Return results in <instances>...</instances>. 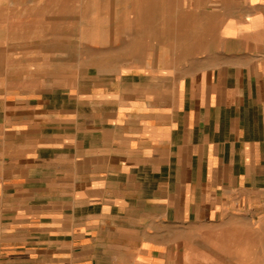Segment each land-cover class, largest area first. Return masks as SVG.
Here are the masks:
<instances>
[{
    "label": "crops",
    "instance_id": "crops-1",
    "mask_svg": "<svg viewBox=\"0 0 264 264\" xmlns=\"http://www.w3.org/2000/svg\"><path fill=\"white\" fill-rule=\"evenodd\" d=\"M5 3L16 0H0V247L3 229L58 238L71 226L45 264H163L171 229L264 231V0H196L170 16L183 31L162 43L154 30L146 55L127 50L84 91L75 75L49 78L64 63L49 62L55 51L18 47Z\"/></svg>",
    "mask_w": 264,
    "mask_h": 264
},
{
    "label": "rangeland",
    "instance_id": "rangeland-1",
    "mask_svg": "<svg viewBox=\"0 0 264 264\" xmlns=\"http://www.w3.org/2000/svg\"><path fill=\"white\" fill-rule=\"evenodd\" d=\"M195 1L16 0L15 8L5 3V9L6 13H15L12 21L17 27L18 47L31 44L34 60L41 58L35 50L48 47L55 51L53 54L50 52L49 62H56L59 56L64 63L53 67L50 63L49 78L63 76L67 79L75 75L76 90L81 88L84 91L88 90L91 77L110 72L108 67L120 62L127 50H133L128 52L131 55H146L144 51H138L147 48V43H153L154 30L160 29L162 43L168 41L170 32L178 34L183 31L182 20L170 19V16L178 15L182 8L193 10ZM3 22L7 24L9 21ZM41 70V64H34V79L40 77ZM11 230L3 229L1 233V264H45L47 255L50 257L52 254H47L48 247L56 248L58 241L64 238L71 240L76 234V229L71 226L64 227L61 232L65 237L58 238H54L60 236L56 228L48 229V233V230L45 232L35 226ZM167 236L169 244L161 249L167 253L163 264H264V231L255 229L251 222L237 220L234 224L219 227L171 229ZM9 243L15 245L10 247ZM9 248L17 249L16 252L28 248L36 254L18 262V259L11 260L13 254L9 253ZM101 262L133 263L130 259Z\"/></svg>",
    "mask_w": 264,
    "mask_h": 264
},
{
    "label": "bare ground",
    "instance_id": "bare-ground-1",
    "mask_svg": "<svg viewBox=\"0 0 264 264\" xmlns=\"http://www.w3.org/2000/svg\"><path fill=\"white\" fill-rule=\"evenodd\" d=\"M192 17V16H191Z\"/></svg>",
    "mask_w": 264,
    "mask_h": 264
}]
</instances>
